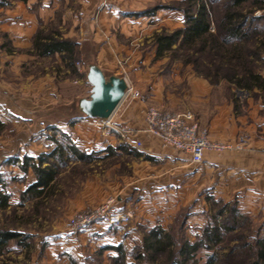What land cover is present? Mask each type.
I'll list each match as a JSON object with an SVG mask.
<instances>
[{
	"label": "rangeland",
	"instance_id": "374dc122",
	"mask_svg": "<svg viewBox=\"0 0 264 264\" xmlns=\"http://www.w3.org/2000/svg\"><path fill=\"white\" fill-rule=\"evenodd\" d=\"M5 1L11 4V0ZM94 1L98 0H56L55 6H51V18L47 21L40 19L39 30L57 29L63 36L80 41L85 32H88L86 29H90L93 22L96 25V20L100 21L102 18L105 30L100 33L101 35H98L103 40L108 42L109 39L113 43L109 49L112 56L111 66L114 70L124 73L128 82L135 90L139 91L138 101L148 107L155 106L162 111L192 112L193 108L198 106L199 95L196 93L200 90V97L202 99L205 97L208 100L204 107L212 102L224 104L229 101L233 103L234 112L241 113L240 108L246 104L243 94L245 90L221 79L217 83H211L209 79L198 74L192 64H185L180 56L170 53L158 55L155 35L161 32H172L185 24L182 12L175 8L176 2L181 0H104L105 2H102V6L97 8L93 16L80 13L84 5L90 2L94 3ZM41 3L42 1L38 0L35 9H39ZM103 6H106V10L113 8L115 13L108 12L101 17L98 12ZM153 10L154 14H149ZM254 14L256 16L264 15V9L257 8ZM258 25L262 33L257 36L256 43L261 45L264 42V18ZM1 34L2 32H0V37H4V34L2 36ZM3 40L9 53L17 56L15 59L18 70H13L11 67V71L8 72V66H4V70L0 67V86L5 81L10 86L14 85L19 94L17 99L11 101L13 104L11 106H15L17 109L6 107L0 111V117L4 120L3 131L0 132V161L6 154L15 156L19 151L18 140L24 135H39V128H43L38 124L39 120L43 119L40 110H29V105L25 104L24 91H28L25 89V85L33 81L35 88H32L35 90V97L37 100L40 99L39 103L41 104L38 107L42 108L46 106L42 103L54 101L50 91L45 89V85L53 84L52 89L56 91V94L67 96L68 91L72 93L70 89L73 86L76 87L75 79L80 77L79 70L82 66L80 52L79 58L76 60L77 76L67 67L60 55L40 58L38 55L31 54L28 48L9 46L7 38ZM78 49L80 50V45H78ZM261 54H263L262 59L257 60L255 66L256 70L264 75V51ZM198 78L201 79L200 84ZM204 80L211 87L204 85ZM80 81L83 80L80 79ZM235 98L240 104L238 109H235ZM35 102L37 101L35 100ZM3 105L6 106V104ZM200 106H203L202 103ZM26 118H33L34 123L31 121L28 124L24 120ZM49 132L46 130L47 134ZM71 159L73 160L71 161ZM93 159L77 161L74 157H68L64 164H60L56 194L41 205L39 212L34 210L35 200L21 201V190L17 189L15 185L12 186L13 183L9 184V187H13L10 188L13 189L11 191L13 206L6 211L0 210V223L30 234L33 247L29 254L20 246L15 247L13 244L12 251L5 256H0L1 263L5 259L11 263L17 261L26 264H72V259L75 258L79 261L88 260L87 262L90 264H111L110 256L114 253L104 252L102 254L100 246L113 240L118 242L123 234L137 231L141 236L139 239H131L130 244L133 245V249L135 243L142 237L141 225L160 223L164 227H169L176 223L179 216L183 218L185 214L190 216L188 219L186 218L188 221L185 229L188 236L193 239L199 227L208 217L210 207L214 206L217 209L223 203L228 202H237L239 208L246 215L240 219L241 223L237 226L238 232H229L226 235L225 242L218 249L217 264H246L244 260L248 258L250 252L240 245L244 241L236 239L235 236L243 233L246 240L251 241L257 231L262 229L264 232V206L263 208H247L241 201L244 192L225 199L216 197L207 188L200 192H171L166 200L169 203L167 213L159 214L158 210L157 212L154 210L151 215H147L153 219L152 222L147 223H139L135 217L134 219L132 217L129 223L121 224L120 228L115 229V234L117 230H120L121 236L117 239L99 234L97 231L91 230L90 227L78 231L72 230L69 225L70 220L83 209L71 213L73 210L71 205L74 204V199L84 188L88 177L98 173L105 180H111L127 174L130 170L127 166L129 158L126 156L109 155L97 161ZM5 173L12 176V171L10 172L9 169ZM211 196L220 200L215 202L209 199ZM110 198L117 202V198L110 196L101 203ZM134 200H136V196L133 198ZM128 260L134 261V257L130 255Z\"/></svg>",
	"mask_w": 264,
	"mask_h": 264
},
{
	"label": "crops",
	"instance_id": "0c3cea01",
	"mask_svg": "<svg viewBox=\"0 0 264 264\" xmlns=\"http://www.w3.org/2000/svg\"><path fill=\"white\" fill-rule=\"evenodd\" d=\"M41 1L39 9H35L38 0H11V4L5 0H0V32L4 34V37H0V67L3 70L4 66H8V72L11 71V67L13 70H18L15 59L17 56L9 53V49L7 50L5 47L4 38H7L6 41H8L9 46L28 48L32 54L33 39L39 30L40 19L47 21L51 18V6H55L56 0ZM102 2L105 1L98 0L94 3H87L82 7L80 13L93 16ZM114 11L113 8L106 10V6H103L98 14L102 17V15ZM103 21L102 18L100 21L96 20V25L92 21L93 24H89L91 25L90 29H86L88 32H85L82 40L78 41L82 66L79 70L80 77L75 79L76 87L73 86L74 88L70 89L72 93L68 91L67 96H60L52 89L53 84L46 83L45 89L50 91L54 101L42 103L46 106L41 108L38 107L41 106L40 99L37 100L35 97L33 81L28 82L25 85L26 87L24 86L28 90L24 91L25 104L29 105V110H40L43 119L42 121L39 120L38 124L43 128H39V135H24L18 140L19 151L16 152L15 156L6 154L1 158V172L9 169L10 172L12 171V176L18 177L17 180L13 181L12 186L15 185L17 189L22 191L35 183L37 178L32 168L24 172L19 164L9 163L10 158L22 159L25 155L38 157L40 154H49L56 150L58 143L63 142L66 145L68 141H71L87 153L95 152L94 157L96 159H93L94 161L109 156L108 147H112L113 155L129 158L127 166L130 169L127 174L111 180H105L98 173L90 175L84 188L74 199V204L71 205L73 208L71 213L82 209H90L101 203L105 198L114 196L117 198L115 209L118 211H131L133 219L135 217L137 222L147 223L152 222L153 219L149 216L154 210L156 212L158 210L159 214L167 213L169 203L166 200L171 192H200L206 188L211 190L216 197L225 199H230L239 192H244V197L241 199L243 205L247 208H263L264 92L257 90L259 96L254 97L250 95L249 91L245 90L243 94L246 104L240 108L241 113L239 114L234 112L233 103L229 101L224 104L212 102L204 107L208 100L205 97L203 99L200 97V90L196 93L199 95V103L197 107L193 108L192 112L196 115L200 124L208 129L212 140L237 144L241 135L246 137L245 145L240 149L225 150L223 152L207 151L204 161L200 164L192 163L189 154L164 146L157 137L146 131L148 106L138 101L140 97L124 99L110 118L114 123L129 127L134 131V135L126 140L120 138L117 134L105 135L104 121L98 118L67 119L64 117L62 112L71 110V105L75 99L87 97L90 94L91 84L87 80V68L84 58H88V62L97 63L107 73L124 74L114 70L111 66L112 56L109 49L113 43L109 39L108 42L103 40L98 35L105 30ZM80 79L83 81L81 82ZM198 79L200 84L201 79ZM203 84L211 87L206 80L203 81ZM15 88L14 85L6 84L5 81L1 84L0 111H3L6 107H11L13 110L17 109L15 106H11L13 105L11 101L17 99L19 94ZM199 89H201V86H199ZM201 103L203 106H200ZM3 104H6V106ZM24 120L28 124L31 121L34 123L33 118ZM46 130H49L50 134H47ZM61 132L66 133L67 138L62 137ZM53 134L56 135L53 136ZM137 141H140L142 145L135 146ZM122 142L128 143L127 147L120 148L119 145ZM68 156L72 157L70 151L66 153L63 162L57 160V165L64 164ZM74 158L77 161L80 160L75 156ZM54 159L56 158L54 157ZM11 187H9L10 192L13 191V189H10ZM135 196L136 200L133 201ZM148 214L150 215L147 216ZM120 226L121 224L109 225L99 222L90 228L99 234L106 235V237L117 239L121 235L120 230H117L115 234V229L120 228ZM140 236V232L131 231L123 234L118 242L113 240L104 245L122 243L126 248L132 249L131 239H139ZM105 252L117 253L114 249H108Z\"/></svg>",
	"mask_w": 264,
	"mask_h": 264
},
{
	"label": "trees",
	"instance_id": "16d2710c",
	"mask_svg": "<svg viewBox=\"0 0 264 264\" xmlns=\"http://www.w3.org/2000/svg\"><path fill=\"white\" fill-rule=\"evenodd\" d=\"M175 8L182 12L185 24L172 32L155 35L159 56L165 53L180 56L185 64H192L198 74L213 84L220 79L225 80L239 89L249 91L254 97L259 96L258 91L264 92V75L255 66L257 60L262 59L261 53L264 51V42L261 45L256 43L257 36L262 33L258 23L264 15L254 14L255 9H264V0H181L176 2ZM149 14H154V10ZM78 45V41L63 36L57 29H40L34 35L32 54L40 58L60 55L67 67L78 76ZM234 101L235 109H238V99ZM3 127L4 122L0 118V132ZM60 135L67 136L64 132ZM127 144L122 142L119 147H127ZM69 151L72 157L86 161L92 160L95 154L87 153L74 142L68 141L66 145L58 143L56 150L49 154H40L38 157L25 155L22 159L12 157L8 160L9 163L19 164L24 172L30 168L34 170L36 182L22 190L20 196L21 201L35 200L36 212L56 194L60 173L57 160L63 162ZM108 151L113 155L112 147H108ZM17 179L16 176L0 172V210L12 208L9 184ZM209 199L215 202L220 200L215 196ZM208 213L193 239L185 229L186 218L190 217L185 214L169 227L160 223L141 225L142 237L131 250L122 243L108 244L100 246V253L108 249L116 250L117 253L110 256L111 264H217L218 249L225 242L226 235L238 232L240 219L246 214L237 202L223 203L217 209L211 206ZM30 238V234L0 223V256L12 251L13 244L30 254L33 247ZM235 238L243 240L240 245L250 252L244 260L246 264H264L262 229L253 235L251 241H247L243 233ZM130 255L134 261L128 260ZM2 261L0 264H26L17 261L11 263L5 259ZM87 261L73 258L72 264H90Z\"/></svg>",
	"mask_w": 264,
	"mask_h": 264
},
{
	"label": "built area",
	"instance_id": "2783aa9c",
	"mask_svg": "<svg viewBox=\"0 0 264 264\" xmlns=\"http://www.w3.org/2000/svg\"><path fill=\"white\" fill-rule=\"evenodd\" d=\"M139 96V91L128 82V91L124 99ZM146 122V131L150 135L157 137L164 146L189 154L194 164L202 163L207 151L223 152L240 149L246 141L244 135L239 137L237 144L212 140L208 130L202 127L191 111L165 112L150 106L147 108ZM104 129L105 135L117 134L124 140L134 135V131L129 127L116 124L111 119L104 121ZM141 145L140 141L135 142V146ZM115 203V200L110 198L94 208L77 212L69 222L70 228L78 231L99 222L109 225L129 223L133 217L132 212L118 211L115 209Z\"/></svg>",
	"mask_w": 264,
	"mask_h": 264
},
{
	"label": "water",
	"instance_id": "95a60500",
	"mask_svg": "<svg viewBox=\"0 0 264 264\" xmlns=\"http://www.w3.org/2000/svg\"><path fill=\"white\" fill-rule=\"evenodd\" d=\"M87 80L91 84L87 97L75 99L71 110L62 112L65 118H98L107 121L124 100L128 91V81L124 74H110L95 62L84 58Z\"/></svg>",
	"mask_w": 264,
	"mask_h": 264
}]
</instances>
